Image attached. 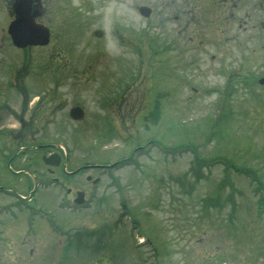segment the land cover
I'll use <instances>...</instances> for the list:
<instances>
[{
	"label": "rangeland",
	"instance_id": "rangeland-1",
	"mask_svg": "<svg viewBox=\"0 0 264 264\" xmlns=\"http://www.w3.org/2000/svg\"><path fill=\"white\" fill-rule=\"evenodd\" d=\"M170 3L179 1L50 0L49 6L45 2L54 10L53 19H43L51 25L53 40L39 50H28V65H37L36 53L43 62L59 59V76L51 71L49 83L43 78L41 97L42 103H54L53 93L61 105L52 115L58 130L43 131L58 141L59 149L67 150V170L87 165L86 171L68 178L71 186L87 195L95 193L90 208L82 212L57 199V185L38 187L32 195L29 212L50 211L53 221L74 233L73 243L60 249V261L74 257L89 233L91 247L83 258L93 249L94 256H102L100 264H264V203L256 205L264 200V85L257 82L264 72V52L244 58L239 49L251 48L246 49L243 35L236 38L241 46L228 42L218 47L215 40L192 44L187 28L179 59L185 70L184 89L179 90L181 75L166 62L163 48L168 36L177 37L181 24L174 20L178 11L169 12ZM139 5L151 7L148 18L138 14ZM257 14L260 19L262 12ZM189 20L196 27L191 13ZM98 28L104 32L101 38L92 35ZM44 68L50 67L39 66L36 81L49 76ZM164 86L169 88L171 109L165 114L156 111L155 124H149L144 113L157 93L163 98ZM74 104L86 111L83 122L68 118L67 110ZM224 112L234 120L228 122L225 116L219 128H211L214 116ZM158 143L166 147V154L158 152L165 153ZM131 152L135 156L128 161ZM214 159L221 161L211 165L208 161ZM24 164L17 162L16 169ZM96 176L100 181L91 185ZM27 178L13 173L0 155L4 189L16 193L29 187ZM0 192V207L10 206L13 213L0 215L5 221L0 264H22L16 253L19 246L26 251L23 264H56L63 238L44 226L47 220L38 215L26 233L25 213H18L25 206L14 203L16 198L7 191ZM230 202L236 207L233 215ZM113 221H122L121 228ZM140 236L146 240L134 248ZM31 240L37 252L29 257ZM95 240H102L100 251Z\"/></svg>",
	"mask_w": 264,
	"mask_h": 264
},
{
	"label": "flooded vegetation",
	"instance_id": "flooded-vegetation-1",
	"mask_svg": "<svg viewBox=\"0 0 264 264\" xmlns=\"http://www.w3.org/2000/svg\"><path fill=\"white\" fill-rule=\"evenodd\" d=\"M48 1L50 0H0V142L13 141L18 146L15 148L13 159L17 162L26 160L28 165L34 169L36 168L34 162H38V159L36 155H33V152L37 153V150L42 146L49 145L47 142H43V139H37L35 135L48 126L54 127L55 124L48 118V110L43 111L41 97L43 75L39 82L34 79L38 75L39 66L42 68V58H35L33 65H37L29 66L26 50L33 46L27 48L14 45L11 41L9 26L11 21L16 18V11L18 12L22 4L29 13L31 26L37 23L43 24L44 17H52L51 15L54 14L52 7L47 8ZM45 2H47V6H45ZM180 2V12H183L188 7L190 0H180ZM196 2L198 11L195 14L193 12L192 15L196 27L191 25L192 22L189 18H186L180 27L178 26L179 31L175 40L186 42L185 31L188 28L191 29L188 36L189 43L205 42L212 38L217 42L221 39L228 41L237 34L236 30L243 33L247 31V27H243L241 24V22H246L244 18L246 17L255 18V23L252 24L250 30L253 35L247 36L249 39L247 43L253 42L264 49V0H196ZM169 8H171V4H169ZM259 9L262 10L263 18L257 20L256 15ZM240 11L242 14L239 13ZM184 12L186 13V10ZM177 17L175 15V19ZM255 50L256 47L253 48V51ZM47 81L46 79L45 83ZM10 128L16 130L15 133L10 132ZM34 172L38 171L34 170ZM42 172L45 174V178L53 180L52 184L69 183L68 178L70 177L66 176L67 179H65L58 167L45 166ZM76 190L78 189L73 188L70 183L67 185V194H73ZM95 242V249L100 251L104 246L100 244V240H95ZM35 250L34 244L29 247L28 253L33 255ZM16 253L18 260L23 264L26 251L19 246ZM0 255L2 254L0 253Z\"/></svg>",
	"mask_w": 264,
	"mask_h": 264
},
{
	"label": "water",
	"instance_id": "water-1",
	"mask_svg": "<svg viewBox=\"0 0 264 264\" xmlns=\"http://www.w3.org/2000/svg\"><path fill=\"white\" fill-rule=\"evenodd\" d=\"M138 11L144 15L148 16L150 9L144 6L138 8ZM24 15H21L19 20L14 25V31L12 33L13 42L18 46H25L28 44H40L46 43L47 41V29H43V33L40 32V27H32L27 19L24 18ZM93 34L97 37L102 35L100 30H96ZM70 116L73 119L79 120L83 117V111L80 107H74L70 110ZM77 202H81L82 199H76Z\"/></svg>",
	"mask_w": 264,
	"mask_h": 264
},
{
	"label": "bare ground",
	"instance_id": "bare-ground-1",
	"mask_svg": "<svg viewBox=\"0 0 264 264\" xmlns=\"http://www.w3.org/2000/svg\"><path fill=\"white\" fill-rule=\"evenodd\" d=\"M82 212V211H81Z\"/></svg>",
	"mask_w": 264,
	"mask_h": 264
},
{
	"label": "trees",
	"instance_id": "trees-1",
	"mask_svg": "<svg viewBox=\"0 0 264 264\" xmlns=\"http://www.w3.org/2000/svg\"><path fill=\"white\" fill-rule=\"evenodd\" d=\"M227 175V174H226Z\"/></svg>",
	"mask_w": 264,
	"mask_h": 264
}]
</instances>
